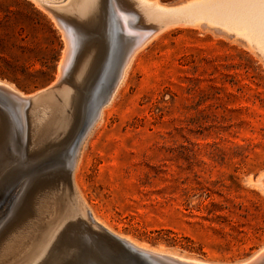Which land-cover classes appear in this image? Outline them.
Wrapping results in <instances>:
<instances>
[{"label":"rangeland","instance_id":"1","mask_svg":"<svg viewBox=\"0 0 264 264\" xmlns=\"http://www.w3.org/2000/svg\"><path fill=\"white\" fill-rule=\"evenodd\" d=\"M48 11L35 0H0V80L27 95L48 90L58 76L66 41L56 19L89 31ZM111 18L105 0L94 43L103 41ZM180 25L157 24L162 31L137 53L82 148L75 181L103 228L209 263H252L264 255V192L249 184L264 173V58L220 28ZM65 100L55 94L49 112L63 118L71 109ZM16 130L22 156L10 152L14 160L0 170V200L11 190L0 207V262L7 244L14 243L19 260L65 216L52 191L62 195L70 182L65 165L77 133L65 147H48L33 160L28 132L23 139ZM71 194L76 211L80 201ZM97 228L90 227V239L110 259L100 261L82 246L79 256L60 264H138ZM53 247L40 264L62 262L61 246Z\"/></svg>","mask_w":264,"mask_h":264},{"label":"bare ground","instance_id":"2","mask_svg":"<svg viewBox=\"0 0 264 264\" xmlns=\"http://www.w3.org/2000/svg\"><path fill=\"white\" fill-rule=\"evenodd\" d=\"M35 2L42 5L46 10H49L48 12L54 11L64 16L74 18L77 22H81L84 27L89 29V31H86L87 34L91 33V35L88 37L85 31V33H81L77 26L64 19H56L57 26H59L64 34L66 47L64 49L65 55H63V60L59 65L58 76L48 90L27 95L19 91L14 85L0 80V92L4 95L2 100L0 99V170L14 160L15 156H13V153H19V155H21V147L14 146L17 135L16 129H20L23 139L26 132H28V155L30 157L32 156L33 160L38 159L40 153L48 147L51 149L54 146V148L57 149L65 147L74 136V133L77 132V128L83 122L84 109L88 105L92 92L99 89L100 78L98 76H100V72L103 69L104 49L102 47L103 41H99L101 39H96L97 41H95V43L93 42V39H95L93 38L95 35V29L93 28L96 27L98 13L101 11V8H103L105 0H35ZM127 2H129L128 4L131 7H142L145 11L144 17L138 19L134 12H131L130 6L126 4ZM48 4L54 5L56 8H49L48 6L50 5ZM111 4L121 34L119 40H117L115 44L113 54H110L108 64L112 65L111 68H113L118 61L120 62L121 60L122 62L117 66L116 78L112 81L111 85H108L101 99L99 101L98 99L94 101V105L96 102H98V104L93 108L91 125L82 136L77 149L74 150L75 154L71 148L70 151L67 152L68 157L66 159V165H64L65 167H67V165L73 166V173L71 175L65 170V173L70 177V182H68L67 185L65 184L66 186L62 184L65 186L62 195H54V191H52L54 203L57 204L58 207H61L60 211H62L61 213H64L65 216L61 217L59 222L52 227L46 240L44 242L42 241L43 243L40 246L39 242H37V244L19 260L14 261L16 256H18L14 254L16 249L13 246L14 243L11 245L7 244V247L5 246V255H2L3 259L1 258V264H40L48 254L49 248L53 244V241L64 225L67 217L78 214L86 217L90 215L96 223L101 224L92 208L87 205L83 193L76 184L75 171L78 167L79 157L86 140L96 125L102 120L105 107H107L115 97L133 59L142 48L157 37L160 30L162 31V28L158 29L157 24L164 25L163 29L173 24L180 25V23H183L185 25L189 22L211 25L230 33L248 46L255 48L259 55L264 58V0H186L174 6H168V4L166 5L160 2V0H111ZM122 6L124 9L121 8ZM149 18H154L156 23L149 21ZM92 20L94 22H92ZM140 21L150 25V27L138 26L137 23ZM77 22L76 24H78ZM83 38H85V41ZM92 43L96 44V46L93 47ZM62 79H65V81ZM41 93L44 94L38 97ZM55 94H60L70 101L69 106L71 109L69 112L62 113V115L64 114L63 118L61 115L56 114V110L49 112V109H55L51 104L55 101H53ZM67 100L65 101L69 102ZM62 104H64V102ZM28 107H30L29 119L26 118V108ZM61 109L62 106H60L59 111H61ZM59 121H61V123H59L60 125L57 124ZM47 141L51 142L44 145ZM10 152L13 155H11ZM8 153H10V155H8ZM249 184L259 187L264 192V173L255 180L250 179ZM52 187L53 186H51V188ZM10 191L11 190H8L5 192L4 196H2L0 207L7 201ZM71 192H74L80 201V205L78 206L79 209L76 210L77 212L74 211L75 208H73V203L75 202H70L69 200V196L73 195ZM45 196L42 195L43 198H45ZM51 196L50 198H52ZM73 200L74 198L72 201ZM28 221H30V219ZM106 229L110 233L124 239L135 250L150 255L164 264H218L185 257L161 248H152L129 237L118 234L112 229ZM97 230L98 228L96 231ZM99 231H101V229ZM19 232H21L20 229ZM261 253L259 252V254ZM258 256L255 260L250 259L254 261L252 263L249 261L248 264H264V255ZM58 259L60 258L58 257ZM58 259L56 258V260L52 261H56L57 263V261H59ZM4 260L5 262L3 263ZM68 260L69 259H67L66 262ZM60 263L63 262H59V264Z\"/></svg>","mask_w":264,"mask_h":264},{"label":"water","instance_id":"3","mask_svg":"<svg viewBox=\"0 0 264 264\" xmlns=\"http://www.w3.org/2000/svg\"><path fill=\"white\" fill-rule=\"evenodd\" d=\"M160 2L168 4V2H164L162 0H160ZM107 3L111 9L112 18H111V23H110V30L107 32V34L105 35V38L103 39L104 41V44H103L104 60L102 63L103 69L100 72V76H98L100 78L99 89L97 91L92 92L88 105L84 109L83 122L81 123V126L75 135V140L73 141V144L71 146V149H73L74 154H75L74 150L77 149L82 136L84 135L86 130L91 125V120L93 117L92 116L93 108L95 107V105L98 104V102H96L94 105V101L96 99H98V101L101 99L108 85H111L112 81L116 78L117 69H118L117 66H119V64L122 62L121 60L120 62L118 61L117 63H115L113 68H111L112 65L108 64L110 54H113L115 50V44L117 40H119V36L121 33L119 32V26H118V23L116 21V18H115L113 9H112L111 0H107ZM128 3L129 2H127L126 4L130 6ZM132 7L130 6V10L131 12H134V14L138 17V19L144 17L145 11L142 7L141 8H134V7L132 8ZM121 8L124 9L123 6ZM93 20L92 22H94ZM149 21H151L152 23H156L154 18H149ZM43 94L44 93L39 94L38 97L42 96ZM66 171L68 172L69 175H71L73 173L72 172L73 166L67 165ZM85 218H88L90 227L91 226L98 227L104 231L105 237L120 249V254L122 256H127L128 258H130V260L138 264H164L150 255H146V254L140 253L139 251L135 250L124 239H121L120 237L110 233L106 228H103L100 224L96 223L92 219V217H90V215L86 217L81 214H78L72 217H67L65 219L66 221L64 225L62 226L55 240L53 241V244H52L54 246L53 249L57 248L58 246H61L62 256H63L61 259L62 262L66 261L67 259L71 260L73 257L78 256L77 249H80V247L82 246L87 248L88 252H90L92 255L97 256L100 261L105 262L106 260L110 259V256L107 255L108 257L105 258L104 256L105 254L101 250H98V248H96V245L92 241V239L94 238L91 236L92 231L89 225L86 224V221H83ZM82 228H83V231L85 229V231H88V233L85 235L83 234L78 235L74 230V229H82ZM91 237L92 239H90Z\"/></svg>","mask_w":264,"mask_h":264}]
</instances>
